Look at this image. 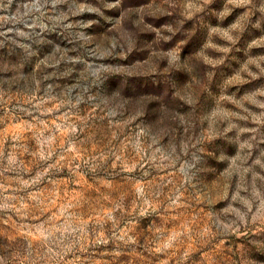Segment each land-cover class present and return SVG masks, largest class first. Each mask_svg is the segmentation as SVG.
<instances>
[{
	"label": "rangeland",
	"instance_id": "rangeland-1",
	"mask_svg": "<svg viewBox=\"0 0 264 264\" xmlns=\"http://www.w3.org/2000/svg\"><path fill=\"white\" fill-rule=\"evenodd\" d=\"M0 264H264V0H0Z\"/></svg>",
	"mask_w": 264,
	"mask_h": 264
}]
</instances>
